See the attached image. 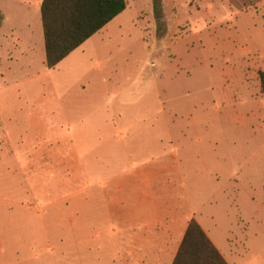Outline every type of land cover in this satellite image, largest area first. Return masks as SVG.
Here are the masks:
<instances>
[{
    "label": "rangeland",
    "instance_id": "1",
    "mask_svg": "<svg viewBox=\"0 0 264 264\" xmlns=\"http://www.w3.org/2000/svg\"><path fill=\"white\" fill-rule=\"evenodd\" d=\"M19 1L0 11V264H170L191 219L229 264H264V0H126L53 69ZM146 177L160 247L140 263L111 209Z\"/></svg>",
    "mask_w": 264,
    "mask_h": 264
},
{
    "label": "trees",
    "instance_id": "2",
    "mask_svg": "<svg viewBox=\"0 0 264 264\" xmlns=\"http://www.w3.org/2000/svg\"><path fill=\"white\" fill-rule=\"evenodd\" d=\"M126 0H42L45 64L53 69L126 9ZM264 95V71H259ZM170 264H229L202 226L191 219Z\"/></svg>",
    "mask_w": 264,
    "mask_h": 264
},
{
    "label": "crops",
    "instance_id": "3",
    "mask_svg": "<svg viewBox=\"0 0 264 264\" xmlns=\"http://www.w3.org/2000/svg\"><path fill=\"white\" fill-rule=\"evenodd\" d=\"M6 1L7 0H3V2L2 1L0 2V11L3 13L5 17V23L7 22V19L9 16V10H10V6L6 3ZM41 2L42 0H22V1H19V5L26 12H29L31 7L33 6H36V8H38L40 11ZM40 18H41V15H40ZM13 30L14 32H12ZM15 30L16 28H11L9 31H6L5 33H10V34L13 33L16 35ZM42 32H43V28H42ZM17 38L20 39L18 35H16V39ZM22 44H23V41H22ZM21 50L27 51L26 52L27 55L28 53L30 54L32 50L31 44H28L26 49L23 48ZM138 178H141V177H138ZM141 179L143 180V178ZM154 192H155L154 183H152L150 179L147 177H146V181L138 182L136 184H131V185L127 184L126 190L124 193L115 194V198H114L115 207L111 209L113 215L117 218V220H119V222L121 223H124L123 225L125 226V230L129 231L130 239L135 244V246L137 248H140L141 250H144V254H142L141 256L137 255L135 257V260L140 263H143L145 259H148V256H147L148 248L150 247L159 248L160 247V243H158L156 239H153V236L155 238L158 237L159 231L156 229H153L149 224H147L145 220V215L148 214V211L146 210L152 206L151 200L157 199V196L153 194ZM261 192H262V195L259 197L258 200H256L254 195H251L252 196L251 200L258 206V209L255 211L253 216L257 217L256 222L259 221V223H262V225L261 224L259 225L261 227H264V187L262 186H261ZM170 208L173 211H175V209L177 208L178 212L181 213L182 207L179 206L178 201L174 202V204ZM172 216H173V219L170 220V228H169V230L171 231L174 230V224L176 223L177 221L176 218L179 217V214L178 215L172 214ZM156 222L157 224L159 223L158 221ZM188 222H186V226L184 227L181 240L185 233ZM197 222L202 226L200 220H198ZM205 232L210 237L209 233L206 230ZM210 239L213 241L211 237ZM215 246L219 249V247L216 244ZM162 247L164 248V244H162ZM219 251L221 252L220 249ZM221 254L224 256L222 252Z\"/></svg>",
    "mask_w": 264,
    "mask_h": 264
}]
</instances>
